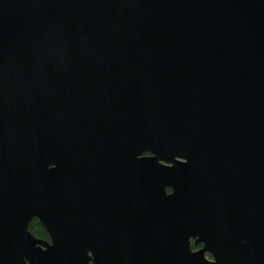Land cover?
<instances>
[{
	"label": "water",
	"instance_id": "95a60500",
	"mask_svg": "<svg viewBox=\"0 0 264 264\" xmlns=\"http://www.w3.org/2000/svg\"><path fill=\"white\" fill-rule=\"evenodd\" d=\"M0 264H264V0H0Z\"/></svg>",
	"mask_w": 264,
	"mask_h": 264
},
{
	"label": "trees",
	"instance_id": "16d2710c",
	"mask_svg": "<svg viewBox=\"0 0 264 264\" xmlns=\"http://www.w3.org/2000/svg\"><path fill=\"white\" fill-rule=\"evenodd\" d=\"M28 230L30 233L41 240L49 241V236L43 226L36 220L32 219L28 225Z\"/></svg>",
	"mask_w": 264,
	"mask_h": 264
},
{
	"label": "flooded vegetation",
	"instance_id": "af4514ba",
	"mask_svg": "<svg viewBox=\"0 0 264 264\" xmlns=\"http://www.w3.org/2000/svg\"><path fill=\"white\" fill-rule=\"evenodd\" d=\"M167 191L169 190L167 189ZM202 247H203V244L201 242L195 243L193 239L190 240V249L192 251L199 250ZM204 256L207 260H212V257L209 253H205Z\"/></svg>",
	"mask_w": 264,
	"mask_h": 264
}]
</instances>
